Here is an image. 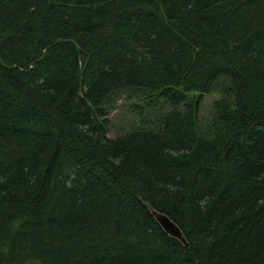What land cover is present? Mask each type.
Wrapping results in <instances>:
<instances>
[{
  "label": "trees",
  "instance_id": "16d2710c",
  "mask_svg": "<svg viewBox=\"0 0 264 264\" xmlns=\"http://www.w3.org/2000/svg\"><path fill=\"white\" fill-rule=\"evenodd\" d=\"M0 264H264V0H0Z\"/></svg>",
  "mask_w": 264,
  "mask_h": 264
},
{
  "label": "rangeland",
  "instance_id": "374dc122",
  "mask_svg": "<svg viewBox=\"0 0 264 264\" xmlns=\"http://www.w3.org/2000/svg\"><path fill=\"white\" fill-rule=\"evenodd\" d=\"M216 95L204 96L200 103L199 125L204 126L210 113L213 99ZM117 105L113 109H109L110 132L109 137L118 135L119 133L129 130L133 125L137 124L135 112L130 107L129 101L124 96L116 102ZM136 119V120H135Z\"/></svg>",
  "mask_w": 264,
  "mask_h": 264
},
{
  "label": "water",
  "instance_id": "95a60500",
  "mask_svg": "<svg viewBox=\"0 0 264 264\" xmlns=\"http://www.w3.org/2000/svg\"><path fill=\"white\" fill-rule=\"evenodd\" d=\"M156 221L161 226V228L170 236L177 238L183 244H186V240L182 235L180 228L174 223L165 213L152 211Z\"/></svg>",
  "mask_w": 264,
  "mask_h": 264
},
{
  "label": "bare ground",
  "instance_id": "6f19581e",
  "mask_svg": "<svg viewBox=\"0 0 264 264\" xmlns=\"http://www.w3.org/2000/svg\"><path fill=\"white\" fill-rule=\"evenodd\" d=\"M155 218V217H154ZM156 220V219H155ZM158 223V222H157Z\"/></svg>",
  "mask_w": 264,
  "mask_h": 264
}]
</instances>
